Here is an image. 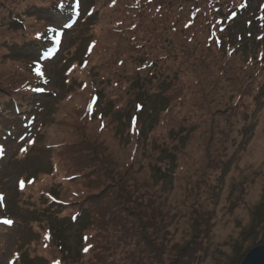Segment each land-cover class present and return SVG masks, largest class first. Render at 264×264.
I'll return each mask as SVG.
<instances>
[{"label": "rangeland", "instance_id": "rangeland-1", "mask_svg": "<svg viewBox=\"0 0 264 264\" xmlns=\"http://www.w3.org/2000/svg\"><path fill=\"white\" fill-rule=\"evenodd\" d=\"M53 3L0 0V100L8 101L12 79L15 88L27 80L22 74L32 58L30 47L12 48L32 35L12 31L2 18L30 7V15L41 18H25L33 33L47 27L41 8ZM239 4L227 24L232 6L224 0H81L78 23L47 64V79L31 84L45 83L49 91L35 116L39 122L25 130L0 120L7 133L17 127L15 136L2 140L8 152L0 173V216L13 224L0 242V264H93L83 238L93 231L89 222L72 223L70 213L44 193L76 202L97 197L102 211L110 212L108 199L119 191L121 176L134 179L141 204L159 208L165 220L166 227L150 233L157 244H168L147 264H179L177 251L189 247L194 253L186 264H241L264 243V0ZM218 17L227 27L218 35L222 42L212 36ZM164 41L172 48L161 47ZM184 49L189 66L204 67L192 72L181 58L163 57ZM148 55L162 57V78L147 80L151 72L141 68ZM176 66L180 85L169 87L165 77ZM178 75L171 70V78ZM93 98L98 103L89 109ZM140 102L145 111L139 129L129 133ZM7 108L13 111L11 104ZM102 142L99 154L84 146ZM86 155L93 159L84 162ZM133 161L136 173L125 175ZM75 174L82 177L65 179ZM116 244L110 239L115 252L105 250V264H124L126 249Z\"/></svg>", "mask_w": 264, "mask_h": 264}, {"label": "trees", "instance_id": "trees-1", "mask_svg": "<svg viewBox=\"0 0 264 264\" xmlns=\"http://www.w3.org/2000/svg\"><path fill=\"white\" fill-rule=\"evenodd\" d=\"M53 6L63 8L65 6L66 0H53ZM224 2L228 5L232 6V10L229 11V17L225 20V23H229L230 19L238 15L239 9H242L243 5H237V0H224ZM53 6L51 8L49 7H42L41 10L44 11V15L48 16V19L51 18L50 21H44L46 24L49 23V28L58 27L59 21H63V18H61L57 13L54 15ZM53 9V11H50V13L47 12V10ZM30 7H27L24 11L22 10H8L9 14L6 18L4 15L3 22H7L5 26H7L9 29H12V31L19 32L21 31L24 33L26 32V36L28 34H31L32 37L25 42V44H16V42H13L12 48H15L17 50H23L24 47H30L32 51L28 53L29 57H32L29 63V70L24 74H22V79L25 80L18 88H15L17 84V80L12 79L10 87H7L6 96L8 97V101L0 100V120H11L16 121L18 124H21L22 127L30 126L32 122H39V118L35 117L36 113L43 109L42 99L43 97H46L44 95H40L36 92V86L34 89H31V84H36L38 82L37 78L38 76L35 74L37 72V69L42 66V64L45 62V59H49L54 52L51 51L50 46L53 45L54 39L52 34L50 33L49 28L46 29V27L41 28L40 30H37L32 33L27 32V26L24 23L25 18H32L41 20L39 16H36L35 14L30 15ZM52 12V13H51ZM2 16V15H1ZM232 18V19H233ZM54 19H56L54 21ZM56 22V23H55ZM212 21L208 22V24L211 26ZM223 22L221 18H214V28L216 29L217 35H212L214 40H218L222 42L221 38L218 35H221L226 32V28L223 26ZM190 27L193 25V23H188ZM52 26V27H51ZM187 26V25H186ZM26 29V30H25ZM189 31V30H186ZM190 41H192L189 38ZM210 42H213L212 40H209ZM215 43L219 48L220 45L216 42ZM162 44V43H161ZM167 45V46H166ZM171 47L172 45L169 44L167 41H164L163 45L161 47ZM169 46V47H168ZM187 50L184 49L183 51H180L179 53H168L165 54L163 57H167V59L172 58L175 59V61L178 60V58H181L185 64H190V61L188 59V54L186 53ZM180 55V56H179ZM178 57V58H177ZM149 60H146L144 63V66L141 68L143 71H150L151 75L149 78H147L148 81L156 80L162 78L164 73L161 72V62L163 61L162 57L155 58L150 55H148ZM160 64V65H158ZM204 66L194 65L191 64V66L188 65V71H195L196 69H199ZM159 68V69H158ZM140 68L137 69L138 71H142ZM178 69L179 66L173 67L171 70L173 71V75H178ZM219 69L225 71L227 67H222L220 64ZM171 70L168 71L166 75V79L169 78V87L180 85V78L179 75L177 78H171ZM13 87L12 89H9ZM2 88H0V91ZM2 93V92H0ZM27 105H25V104ZM98 103V98H93L89 104L88 108H92L96 106ZM11 104L12 106V112L8 110L7 106ZM35 105V109H30L29 106ZM122 108V107H117ZM94 110L92 112V115L98 113V115L101 114V109H91ZM145 111V105L140 102L137 108L135 107V113L132 114L129 121L131 123V129L129 130V133L136 132L137 129H139V124L141 122V118L139 116ZM34 118V119H33ZM20 125V126H21ZM12 126V125H11ZM17 129L16 126H12L11 130ZM6 130L4 126L0 123V132ZM102 132V130H100ZM1 134V133H0ZM94 144V143H92ZM85 148L88 151H91L95 154L103 153L104 147L100 149V146H105V143H95L94 145L90 144H84ZM106 149V148H105ZM101 150V151H100ZM70 151L72 152H78L76 147L72 146L70 148ZM135 154V152H133ZM171 157L176 156L175 153L170 154ZM84 162H88L90 159H93L90 155H86L83 157ZM90 158V159H89ZM111 160V159H110ZM135 162L133 161L129 166L126 168L125 175L133 176L132 173H136L137 169L135 168ZM82 176L80 175H72L69 177H66L65 179L70 181L79 180ZM120 181V188L119 191H117V194L111 193V197L108 199V203L114 207L113 210L110 212L102 211L101 208H103L102 200L98 201L97 197H94L95 200H91L90 196L83 200V202H76L75 200H67V199H59L57 198V195H54V193L49 192L48 194L44 193L49 199V201L56 205L57 208L62 209V211H68L70 213V219L72 223H81V222H89L91 225L90 228H92L93 231L87 230V234L83 235L84 240H87L89 242L88 246V252L94 253L92 256V262L93 264H105V258H104V252L112 251L114 254L115 249L110 246L108 247L110 239L114 240L116 239L117 244L116 246H123L126 251H124V257L123 261L124 264L128 262V264H147V259L151 261V256L153 255L155 257V260L157 258V255H162V250L165 249V245L168 244V240L164 239L160 243H156L154 241L153 235L154 233H150V230L152 232L156 230H162V228L166 227V225H162L163 222H165L164 218L162 217V213L159 208L152 207H144L141 203L142 200L141 196L138 194L140 192V187L137 183H134V179L132 183L129 182L128 178L125 176H121ZM110 189L111 187L108 186ZM87 205L86 206H84ZM146 206V205H145ZM107 216V219L105 217ZM88 224V225H89ZM87 225V226H88ZM159 228V229H158ZM97 230V231H96ZM100 230V231H98ZM102 230V232H101ZM4 232V225H3V219L0 218V233ZM167 237V236H166ZM162 239V238H161ZM51 241V240H47ZM103 243V246L101 245ZM197 245V244H196ZM195 245V246H196ZM177 248V247H176ZM179 253V264H186V258H191V256L194 253V247H189L188 250L184 251V248L179 249L177 251V254ZM157 254V255H156ZM156 255V256H155ZM145 259V260H144ZM115 260L111 261V263H114ZM55 264V262H54Z\"/></svg>", "mask_w": 264, "mask_h": 264}, {"label": "water", "instance_id": "water-1", "mask_svg": "<svg viewBox=\"0 0 264 264\" xmlns=\"http://www.w3.org/2000/svg\"><path fill=\"white\" fill-rule=\"evenodd\" d=\"M241 264H264V243L255 245Z\"/></svg>", "mask_w": 264, "mask_h": 264}, {"label": "snow or ice", "instance_id": "snow-or-ice-1", "mask_svg": "<svg viewBox=\"0 0 264 264\" xmlns=\"http://www.w3.org/2000/svg\"><path fill=\"white\" fill-rule=\"evenodd\" d=\"M6 223H11V221H5Z\"/></svg>", "mask_w": 264, "mask_h": 264}]
</instances>
